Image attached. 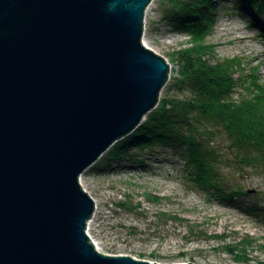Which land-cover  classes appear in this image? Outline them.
<instances>
[{
    "label": "water",
    "instance_id": "obj_1",
    "mask_svg": "<svg viewBox=\"0 0 264 264\" xmlns=\"http://www.w3.org/2000/svg\"><path fill=\"white\" fill-rule=\"evenodd\" d=\"M153 1L0 0V264H159L95 247L81 184L159 106Z\"/></svg>",
    "mask_w": 264,
    "mask_h": 264
},
{
    "label": "rangeland",
    "instance_id": "obj_2",
    "mask_svg": "<svg viewBox=\"0 0 264 264\" xmlns=\"http://www.w3.org/2000/svg\"><path fill=\"white\" fill-rule=\"evenodd\" d=\"M170 3L154 0L145 19V45L170 66L160 101L170 87L172 95L187 97L177 85L180 66L173 58L192 41L166 17ZM214 6L215 19L203 37L215 51L212 62H232L231 73L240 87L260 86L264 92V56H256L264 49V15L256 18V8L246 0H216ZM228 28L252 39L246 44L231 41ZM116 145L84 172L81 181L95 200L88 233L101 253L160 264H264V212L255 209L258 204L264 208V174L239 164L224 138L210 147L218 154L219 183L228 192H241L233 200L195 182L181 151L131 145L126 154L120 153L124 158L112 160Z\"/></svg>",
    "mask_w": 264,
    "mask_h": 264
},
{
    "label": "trees",
    "instance_id": "obj_3",
    "mask_svg": "<svg viewBox=\"0 0 264 264\" xmlns=\"http://www.w3.org/2000/svg\"><path fill=\"white\" fill-rule=\"evenodd\" d=\"M215 1L171 0L166 17L184 29L192 41V46L173 58L180 66L177 85L187 97H176L168 88L159 107L137 132L116 145L112 160L124 158L120 153L126 154L131 145L138 149L171 147L182 152L195 182L233 200L241 192H228L219 183L218 154L210 143L224 138L239 164L264 174V92L260 86L240 87L231 73L232 62H212L215 51L203 37L215 19ZM246 1L256 8L257 17L264 15V0ZM255 209L264 212L259 204ZM164 217L176 219L169 214Z\"/></svg>",
    "mask_w": 264,
    "mask_h": 264
},
{
    "label": "bare ground",
    "instance_id": "obj_4",
    "mask_svg": "<svg viewBox=\"0 0 264 264\" xmlns=\"http://www.w3.org/2000/svg\"><path fill=\"white\" fill-rule=\"evenodd\" d=\"M248 10H250V8H247ZM246 9H244L243 11H245ZM256 15V14H255ZM257 18V15H256ZM227 32H229L231 34V41L235 40L238 41L242 44H246L249 40L252 39L251 36L245 35L244 32L242 30L236 29V28H228ZM257 58H260L264 56V49L263 51L261 50L259 53H257ZM147 120V119H146ZM145 120V121H146ZM144 124V123H143ZM142 126V125H141ZM130 137V136H129ZM128 138V137H127ZM81 181H82V176H81ZM96 245L98 246V244L96 243ZM99 249V248H98ZM157 263V262H156ZM160 264V263H159ZM187 264V263H186Z\"/></svg>",
    "mask_w": 264,
    "mask_h": 264
}]
</instances>
